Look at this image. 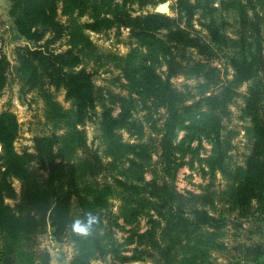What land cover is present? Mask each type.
Instances as JSON below:
<instances>
[{
	"label": "trees",
	"instance_id": "trees-1",
	"mask_svg": "<svg viewBox=\"0 0 264 264\" xmlns=\"http://www.w3.org/2000/svg\"><path fill=\"white\" fill-rule=\"evenodd\" d=\"M129 1L141 5L150 2L123 0L124 3ZM224 6V0H177V19H172L157 13L134 17L121 6L112 7L107 0H9L7 13L16 38L35 45L43 42V46L33 49L17 48V73L29 84L30 90L43 91L48 86L64 91L66 97L75 103L76 109L71 115H63L56 104L48 103L54 107L59 119H67L69 129L63 136L35 138L33 154H17L14 151L12 143L16 139L18 125L11 114H0V145L3 151L0 159L4 166V171L0 170V264H48V254L36 250L40 236L48 227L52 229L53 237L61 241L69 231L73 210L78 211L74 213L80 225H88L90 218L92 222L94 220L93 213L104 209L110 197L117 195L116 190L135 188L126 181H140V175L151 167L145 145L122 142L115 134L116 125L123 123L127 116L125 111L123 113L122 110L120 121L108 115L102 120L103 152L93 149L87 142L86 132L77 129L95 115V87L90 72L84 69L74 71L81 64L78 54L73 50L63 53L49 50V46L66 30L58 21V11L64 17L75 14L83 17L90 11L94 13L91 23L70 27L69 33L72 37L74 35L76 45L86 44L82 32L85 29L94 33L110 28L132 31L147 49L146 56L140 59L145 61L140 68V77L150 71L156 62V55L160 53L166 59L167 80L202 75L206 84L201 87L216 86L219 81L208 62L219 57V53L227 54L234 73L233 80L226 82L219 94L206 95L202 92L192 105H185L181 95L168 81L163 86L158 96L161 101L159 106L167 109V118L160 129L161 159L165 164L162 172L170 170V141L182 117L202 112L200 106L206 104L211 109L201 113L202 122L216 136V143L220 144V117L225 115L226 104L232 98L231 87L248 85L242 115L250 122L252 142L241 181L236 188L231 187V193L243 216L249 214L253 204H264V3L262 0H234L233 38L224 32L228 25L227 17L218 9ZM200 11L205 12V17L200 19L205 22L201 27L206 31V37L196 35L190 24L192 17ZM47 34L50 39L45 40ZM186 51L195 52L201 60L192 62V58L186 57ZM177 55L184 62L178 61ZM136 69L138 71L134 66L130 68L133 74H138L139 68ZM9 70V62L2 57L0 89L7 81ZM215 79L217 82L211 81ZM123 159L127 167L117 172L116 176L114 173ZM38 162L43 165V170L36 167ZM11 178L20 182L19 194L10 184ZM87 180L92 183H82ZM148 186L152 209L160 212L167 225H177L181 229L192 227V232L220 227V220L212 217L206 208L212 205L209 194L181 195L158 176H154ZM6 200L16 203L11 207ZM184 212H190L192 219L189 220ZM92 235L96 236V232ZM77 241L80 246L73 264H90L95 253L99 257L105 256L97 237L89 240L78 236ZM211 245L218 248L213 242ZM184 246L187 247L188 242ZM196 252L200 257L196 256ZM187 253L194 255L189 264L205 257V252L196 251L195 245L187 248ZM161 255L168 259L167 252L162 251ZM138 260L135 257L121 258L120 262Z\"/></svg>",
	"mask_w": 264,
	"mask_h": 264
},
{
	"label": "rangeland",
	"instance_id": "rangeland-1",
	"mask_svg": "<svg viewBox=\"0 0 264 264\" xmlns=\"http://www.w3.org/2000/svg\"><path fill=\"white\" fill-rule=\"evenodd\" d=\"M107 1L112 7L121 6L134 17L157 13L177 19V0H150L146 5L132 1L124 3L123 0ZM224 1L225 6L218 9L227 17L228 25L224 32L233 38L234 0ZM162 4L167 5L166 12H156ZM8 6L9 0H0V59L6 58L10 64L7 81L0 89V114H11L18 125V133L12 143L14 151L17 154H33L35 138L63 136L69 129L67 119H59L54 107L48 103L56 104L63 115H71L76 105L66 97L64 91H57L53 87L47 86L43 91L30 90L29 84L17 73V48L33 49L43 46V42L35 45L23 38H16L12 20L7 13ZM200 12L192 17L190 24L196 35L206 37L207 33L201 27L205 22L200 19L205 17V12ZM93 15L90 11L83 17L76 14L64 17L58 11V21L66 30L60 39L49 46V50L55 53L73 50L81 59V64L74 71L84 69L92 74L96 94L95 115L91 121H86L77 129L86 132L87 142L93 149L103 152L102 120L106 115L119 120L122 110L123 113L125 111L127 116L123 123L116 125L115 134L120 136L122 142L145 145L151 167L140 175V181H126L135 188L116 190L117 195L110 197L106 207L93 213L94 220L88 226L89 229L84 232L76 231L79 221L76 219L74 212L78 211L75 209L72 211L69 231L64 238L57 241L52 235V229L48 227L40 236L36 250L48 254V264H73L80 246L77 237L81 236L89 240L95 237L100 239L105 253L104 257L95 253L90 264H189L194 255L188 254L187 248L193 245L196 251L205 252V257L196 259L193 264H264V204H253L249 214L243 216L231 193V187L236 188L241 181L245 158L252 142L250 122L242 115L248 85L231 87L232 98L226 104L225 115L220 117V144L216 143V136L202 122L201 113H207L211 109L206 104L200 106L202 112L194 110L199 113L182 117L170 141V170L167 173L162 172L165 164H162L164 160L161 159L163 147L160 144V129L167 118V109L159 106L161 101L158 96L163 86L168 81L181 95L185 105H192L202 92L206 95H217L226 82L233 80L234 73L228 62V55L219 53V57L208 62L219 81L216 86L211 84L208 88L201 87L206 84L202 75L178 76L167 80L166 59L160 53L156 55V62L150 71L140 77V68L145 62L140 59L146 56L147 49L130 30L110 28L94 33L85 29L82 32L86 44L76 45L74 35L72 37L69 33L70 27L91 23ZM47 39H50L49 34L45 37ZM179 55L177 60L183 61ZM185 55L192 58V62L201 60L193 51H186ZM132 66L135 71L139 68L138 74H133L130 70ZM217 79L211 81L217 82ZM2 154L0 145V158ZM36 167L43 170L40 162ZM126 167V160L123 159L114 174L118 176L117 172ZM0 170L4 171L1 159ZM154 176L166 181L181 195L209 194L212 205H207L206 208L212 217L220 220V227L216 230L204 228L192 232V227L181 229L177 225H167L160 212L152 209L148 183ZM9 181L19 194L20 182L15 178ZM82 183L88 185L92 181ZM15 203L6 200V204L11 207ZM184 214L189 220L192 219L190 212ZM94 232L96 236L92 235ZM186 242L187 247L184 246ZM211 242L218 248H213ZM1 246L0 235V256ZM162 251L169 254L168 259L161 255ZM196 256L200 257L197 252ZM132 257L139 260L120 262L121 258Z\"/></svg>",
	"mask_w": 264,
	"mask_h": 264
},
{
	"label": "clouds",
	"instance_id": "clouds-1",
	"mask_svg": "<svg viewBox=\"0 0 264 264\" xmlns=\"http://www.w3.org/2000/svg\"><path fill=\"white\" fill-rule=\"evenodd\" d=\"M92 223L91 218L89 219L88 225H80L79 222H77L76 225V231L78 232H84L87 230L88 226Z\"/></svg>",
	"mask_w": 264,
	"mask_h": 264
},
{
	"label": "water",
	"instance_id": "water-1",
	"mask_svg": "<svg viewBox=\"0 0 264 264\" xmlns=\"http://www.w3.org/2000/svg\"><path fill=\"white\" fill-rule=\"evenodd\" d=\"M166 10H167V5L166 4H162L156 9V12L163 13V12H166Z\"/></svg>",
	"mask_w": 264,
	"mask_h": 264
}]
</instances>
